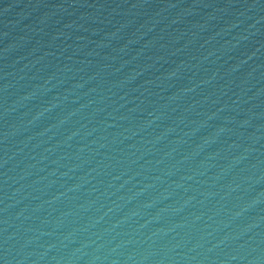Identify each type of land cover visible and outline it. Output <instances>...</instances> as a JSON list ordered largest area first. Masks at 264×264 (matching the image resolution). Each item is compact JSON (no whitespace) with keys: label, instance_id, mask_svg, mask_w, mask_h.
Wrapping results in <instances>:
<instances>
[{"label":"water","instance_id":"obj_1","mask_svg":"<svg viewBox=\"0 0 264 264\" xmlns=\"http://www.w3.org/2000/svg\"><path fill=\"white\" fill-rule=\"evenodd\" d=\"M0 264H264V0H0Z\"/></svg>","mask_w":264,"mask_h":264}]
</instances>
